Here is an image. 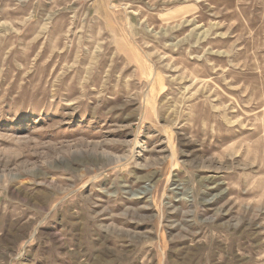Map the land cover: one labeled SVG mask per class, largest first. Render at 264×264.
I'll return each instance as SVG.
<instances>
[{
	"label": "rangeland",
	"instance_id": "374dc122",
	"mask_svg": "<svg viewBox=\"0 0 264 264\" xmlns=\"http://www.w3.org/2000/svg\"><path fill=\"white\" fill-rule=\"evenodd\" d=\"M0 264H264V0H0Z\"/></svg>",
	"mask_w": 264,
	"mask_h": 264
}]
</instances>
